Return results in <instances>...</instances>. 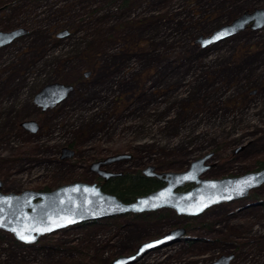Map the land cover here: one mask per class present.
<instances>
[{"label": "rangeland", "instance_id": "obj_1", "mask_svg": "<svg viewBox=\"0 0 264 264\" xmlns=\"http://www.w3.org/2000/svg\"><path fill=\"white\" fill-rule=\"evenodd\" d=\"M264 0H0L1 192L97 182L88 168L180 172L210 155L202 178L254 172L264 161V27L202 47L197 39ZM66 32L64 36L59 34ZM89 76L85 77L84 73ZM73 85L41 110L46 84ZM37 123L36 132L23 121ZM75 151L60 159L61 149ZM184 237L130 264H264V183L241 200L186 219L170 209L75 225L23 245L0 231V264H112L148 241Z\"/></svg>", "mask_w": 264, "mask_h": 264}, {"label": "water", "instance_id": "obj_2", "mask_svg": "<svg viewBox=\"0 0 264 264\" xmlns=\"http://www.w3.org/2000/svg\"><path fill=\"white\" fill-rule=\"evenodd\" d=\"M263 27L264 6L244 11L211 34L199 36L197 42L205 47L247 28L256 31ZM25 33L24 28L0 31V48L9 45ZM65 34L66 32H63L59 36ZM84 76L87 77L88 72L84 73ZM71 89L70 85L59 82L46 84L34 95V102L43 109L53 107L63 100ZM20 125L32 133L37 130V123L32 120L23 121ZM62 152L68 151L63 148ZM72 154L73 152L70 151L68 155ZM126 157L127 155H119L104 163ZM209 157L210 155H206L192 161L189 167L181 172L156 173L154 167H146L142 170L144 175L155 177L165 185L146 195L135 197L130 202H123L115 195L102 191L97 184L87 182L67 183L48 191L30 189L20 193L0 191V221H2L0 230L11 234L19 243L31 245L41 237L68 226L112 216L170 209L178 216L197 217L215 205L246 198L250 191L264 183V167L240 176L202 178L201 175L209 168L204 164ZM100 175L107 180L117 174L102 171ZM186 184H191L192 187L186 191H179ZM1 186L0 181V188ZM196 208H199V211L192 210ZM40 228L46 230L39 231ZM20 233L31 235L34 239L26 240ZM185 233L184 228L173 229L162 238L141 244L133 255L113 260L112 264H130L144 252L170 241H176ZM145 245L150 246L145 248ZM232 257V255L220 256L212 264H229Z\"/></svg>", "mask_w": 264, "mask_h": 264}, {"label": "trees", "instance_id": "obj_3", "mask_svg": "<svg viewBox=\"0 0 264 264\" xmlns=\"http://www.w3.org/2000/svg\"><path fill=\"white\" fill-rule=\"evenodd\" d=\"M264 167V161L258 162L256 170ZM160 185V182L153 178H145L136 174H125L120 177L109 180L103 190L107 193L115 195L123 202H130L136 196L146 194L155 190Z\"/></svg>", "mask_w": 264, "mask_h": 264}, {"label": "flooded vegetation", "instance_id": "obj_4", "mask_svg": "<svg viewBox=\"0 0 264 264\" xmlns=\"http://www.w3.org/2000/svg\"><path fill=\"white\" fill-rule=\"evenodd\" d=\"M88 76H89V73H88ZM87 76V77H88ZM52 83H54V82H52ZM59 83H61V82H59ZM63 84H65V83H63ZM66 85H70L71 87H72V89L70 90V92L73 90V85H71V84H66ZM69 92V93H70ZM69 93L67 94V96L69 95ZM67 96L63 99V100H65L66 98H67ZM63 100H61L60 102H58L56 105H58L59 103H61ZM55 105V106H56ZM55 106H53V107H47V108H45V109H43V107L42 106H39V107H41V110L42 111H45L46 109H50V108H54ZM63 148L64 149H67V151L68 152H65V153H63L62 152V150H63ZM62 149H61V155H60V159L61 160H64V159H71V158H73L74 156H75V151L71 148V145H69V147H63ZM73 152V154L70 156V155H68L69 154V152ZM116 156H119V155H115V154H111V155H106V156H101V158H99V159H97V160H95V161H92L90 164H89V166H88V168H89V170L94 174V175H96V177H97V179H98V181L97 182H92V184H97L98 186H100L101 187V189H102V191H104L103 190V186L109 181V180H111V179H113V178H116V177H120V176H122V175H125V174H132V173H124V172H114V171H111L110 169H109V166H111L112 164H115V163H119V162H123V161H125V160H130L131 159V155H127V157L126 158H124V159H118V160H113V161H108L107 163H104L105 161H107V160H111V158H113V157H116ZM155 169V168H154ZM209 169V168H208ZM142 170H144V169H142ZM142 170L139 172L140 173V175L141 176H143V177H145V178H153V179H156V180H158L157 178H155V177H148V176H146V175H144L143 173H142ZM102 171H105V172H111V173H113V174H117L116 176H111V177H109L107 180L106 179H104V177H102L101 175H100V172H102ZM154 172H156L157 173V171H156V169L154 170ZM181 172V171H180ZM133 174H136V173H133ZM159 182H160V185L155 189V190H157V189H159V188H161V187H163L164 185H165V183L163 182V181H161V180H158ZM192 187V185L191 184H186L183 188H181L179 191H186V190H189L190 188ZM155 190H152V191H155ZM42 191H47V190H42ZM151 191V192H152ZM105 192V191H104ZM107 193V192H106ZM148 193H150V192H148ZM148 193H146V194H148ZM110 194V193H109ZM146 194H143V195H146ZM139 196H142V195H139ZM136 197H138V196H136ZM160 210V209H159ZM159 210H157V211H159ZM157 211H153V212H146V213H141V214H134V215H136V216H142V215H146V214H149V213H154V212H157ZM182 217H184V218H186V219H192V218H195V217H190V216H182ZM80 224H85V223H80ZM80 224H77V225H80ZM185 229V228H184Z\"/></svg>", "mask_w": 264, "mask_h": 264}, {"label": "snow or ice", "instance_id": "obj_5", "mask_svg": "<svg viewBox=\"0 0 264 264\" xmlns=\"http://www.w3.org/2000/svg\"><path fill=\"white\" fill-rule=\"evenodd\" d=\"M241 191H243V189H240ZM192 210H194V211H199V208H196V209H192ZM0 222H2V221H0ZM53 226H55V225H53ZM39 231H45L46 229H44V228H40V229H38ZM21 235H22V237L24 238V239H26V240H31V239H34V237L33 236H31V235H26V234H24V233H20ZM150 245H145L144 247L146 248V247H149Z\"/></svg>", "mask_w": 264, "mask_h": 264}]
</instances>
